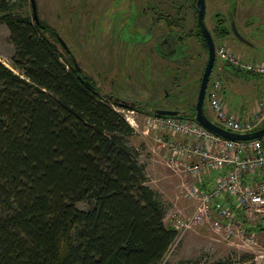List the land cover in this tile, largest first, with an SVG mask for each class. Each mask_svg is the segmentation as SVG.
Segmentation results:
<instances>
[{
  "label": "trees",
  "instance_id": "1",
  "mask_svg": "<svg viewBox=\"0 0 264 264\" xmlns=\"http://www.w3.org/2000/svg\"><path fill=\"white\" fill-rule=\"evenodd\" d=\"M9 1L0 0L14 46L12 67L0 60V264H201L163 262L177 236L169 203L148 184L137 131L116 108L152 107L102 99L57 30ZM192 106L179 117L194 118Z\"/></svg>",
  "mask_w": 264,
  "mask_h": 264
},
{
  "label": "rangeland",
  "instance_id": "2",
  "mask_svg": "<svg viewBox=\"0 0 264 264\" xmlns=\"http://www.w3.org/2000/svg\"><path fill=\"white\" fill-rule=\"evenodd\" d=\"M36 2L40 17L60 32L62 38L74 50L76 59L84 72L89 74L102 90H112L126 100L145 103L148 108L154 106L162 109L185 111L187 110L185 106L195 104L194 99L190 97L193 89L187 90V84L184 83L185 80H189L188 76L183 74V76L176 75L177 77L182 76V80L178 78L177 83L170 79L169 73L163 76L160 72V68L156 65L151 56V44L131 42L127 36L130 29L129 23H125L127 26H124L119 20H112L111 16L110 22L103 29L100 20H94L93 22L90 17H97L100 15L101 0H91L88 5H83L84 0H37ZM14 3H16V6H12L14 11L26 12L30 15L33 14L31 0L9 1L11 5ZM260 3L259 1V5ZM98 4L100 6H98ZM69 7L72 10H68L67 8ZM121 7H126V5L122 4ZM74 8L77 9V15L73 11ZM70 11H72L74 16L70 14ZM79 11L81 13H79ZM213 21L214 20L206 19L208 26H212ZM111 22H116V24L113 25ZM255 24L260 26V29L257 31L261 34L264 31V21H256ZM88 28L94 30L95 35H93L91 31L90 34H88L86 32ZM123 29L124 33H122ZM262 36H264V33ZM102 39H110L108 49L102 47ZM215 40L216 44L220 41L231 44L230 36L221 39L216 38ZM255 40L259 43L262 50L258 51L251 48H244L245 51H242L240 54L237 53L244 61H254L252 63L264 64V37L260 38V40ZM13 53L14 46L10 40V31L5 24H0V60L12 67L11 56ZM219 62H221V60L218 58L217 63ZM167 63L172 68L182 66L177 60L168 59ZM232 71L233 67L231 65L226 67L223 65L218 71H216L215 67L211 79L218 74L221 76L223 88L220 90V95L226 108L231 112L239 113V116L245 122H254L256 120L254 118L257 114L246 117L241 115V111L255 110L259 102L264 99V76L247 75L242 78L234 75L235 73ZM105 77L109 80L110 78L115 79V83L112 84L113 88L109 86L108 82L104 83L103 79ZM154 84L158 89H154L155 87L152 88ZM162 85L167 86L166 90L168 93L165 92L164 94V91H162L160 94L159 89L164 90ZM154 93L156 98L152 99L151 95ZM162 94H164V96ZM184 102L185 106L182 104ZM209 104V100L206 97L204 105L206 112L212 120L217 122L215 113ZM145 111H147V109ZM120 112L124 114L122 111ZM139 112L141 113L135 111L139 120V126H136L138 135L131 140V144L141 148L140 145H136L143 142L139 137L143 134L144 136L148 135L145 136L146 140L152 143L151 136L153 137L154 132L158 129L155 127L153 128L149 124V116L146 113L142 111ZM258 115L263 116L264 113L259 112ZM150 149L151 148H148L142 151L141 160L145 161L147 164V175L148 173L151 177L160 175L162 179L159 181L160 187L150 181H148V184L157 190H160L162 186L165 190L164 199L171 204L173 201L171 200V196L174 193V184L167 183L164 177L170 179H178V177L165 166L166 160H164V156L161 152L157 151L159 153L156 154L157 156L152 155L157 159L158 165L153 166ZM211 174H215V172ZM179 190L180 189H176L175 194ZM78 206L85 208L86 203L80 202ZM179 206L182 207V210L184 208V211H189L190 209L187 203L184 204V201H180ZM257 235L260 245H255L254 250L256 251L264 249V231H257ZM245 253L255 254L250 247L245 246V241L237 238L226 239L222 235L215 234L211 228L201 226L193 231L187 232L178 245L169 251L163 262L176 263L182 259H200L201 264H209L218 259H228L230 262H234V264H239L238 262L241 261L240 259Z\"/></svg>",
  "mask_w": 264,
  "mask_h": 264
},
{
  "label": "built area",
  "instance_id": "3",
  "mask_svg": "<svg viewBox=\"0 0 264 264\" xmlns=\"http://www.w3.org/2000/svg\"><path fill=\"white\" fill-rule=\"evenodd\" d=\"M226 59L244 75L264 76V64L229 55ZM220 90L216 85L208 93L210 106L219 125L233 131H249L264 124V115H258L259 112L264 113V100L255 112L256 120L245 122L238 114L229 113ZM117 109L124 113L125 119L135 129L139 126L135 114L138 110ZM148 116L149 124L158 129L154 140L158 152L166 160L165 166L181 179L180 195L177 197L179 201L175 200L174 205L169 206L166 215V221L177 231L174 247L187 232L205 226L226 239L245 241V246L255 253L251 261L263 263L264 249L256 251L254 248L260 245L257 235L259 230L255 227L264 229V136L251 140H232L211 131L194 118ZM257 169L261 181L255 186L246 185L244 179ZM212 172H219L214 179L215 185L209 190L203 189L198 179ZM225 196L233 200L227 201ZM182 198L189 205V211L179 206ZM247 225H252L254 229L249 230Z\"/></svg>",
  "mask_w": 264,
  "mask_h": 264
},
{
  "label": "flooded vegetation",
  "instance_id": "4",
  "mask_svg": "<svg viewBox=\"0 0 264 264\" xmlns=\"http://www.w3.org/2000/svg\"><path fill=\"white\" fill-rule=\"evenodd\" d=\"M90 1L87 0L86 2L84 0L83 5H88ZM259 1L261 2L260 5ZM199 3L200 0H101L100 15L90 18H92L93 22L94 20H100L103 29L110 22L111 16L112 20H119L124 26H127L129 23L130 29L127 36L131 42L151 44V56L160 68L163 76L169 73L170 79L175 81V83L178 82V78L182 80L183 75L188 76L189 80H185L184 83L187 84V90L193 89L190 97L194 99L196 105L210 54V47L203 26L211 36L216 52V60L210 72L206 88L207 99L209 91L216 85L223 88V81L219 74L211 79L214 68L216 67V71H218L223 65L225 67L231 65L227 61L226 56L240 58L239 54L245 51L244 48L262 50L255 39L260 40V38L264 37L262 36L264 31L259 34L257 30L260 29V26L255 24L256 21H264V0H203V24L200 22L201 11ZM122 4H125L126 7H121ZM31 5L33 11L32 0ZM98 6L100 5L98 4ZM76 8L73 11L77 15ZM67 9L72 10L70 7ZM79 13L81 12L79 11ZM70 14L74 16L72 11H70ZM38 16L40 21L43 20L39 13ZM206 19L214 20L212 26H208ZM111 24L115 25L116 22H111ZM90 31L95 35L94 30H90V28L86 32L90 34ZM122 31L124 33V29ZM57 32L56 35L59 41H61L67 50L72 52L77 66H80L74 50L66 43L58 30ZM227 36L231 37V44L222 41L216 44V38L221 39ZM109 42L110 39H102V47L108 49ZM220 50L221 54H219ZM218 58L221 60L219 63H217ZM168 59L177 60L182 66L172 68L167 63ZM80 68L83 70L81 66ZM232 72L235 73L234 75L242 78L245 76L234 67ZM176 75L182 76L177 77ZM103 80L104 83L108 82L109 86L113 88L112 84L115 83L114 78H110L109 80L105 77ZM154 87L155 84L152 88ZM162 87L164 90L159 89L160 94L162 91H164V94L165 92L168 93L166 90L167 86L162 85ZM99 89L102 93L101 98L104 100H107V96L111 99H124L112 90H102L100 87ZM154 89L158 88L155 87ZM164 94L162 95L164 96ZM105 95L107 96L105 97ZM151 96L152 99L156 98L155 93ZM134 103L137 106L138 104L139 106L142 105L143 110L145 107L147 108V104L145 103L137 101ZM182 104L185 106V102ZM192 108V105L185 106V109H187L185 111ZM152 109L158 108L152 106ZM138 113L141 112L138 110Z\"/></svg>",
  "mask_w": 264,
  "mask_h": 264
},
{
  "label": "water",
  "instance_id": "5",
  "mask_svg": "<svg viewBox=\"0 0 264 264\" xmlns=\"http://www.w3.org/2000/svg\"><path fill=\"white\" fill-rule=\"evenodd\" d=\"M32 4H33L34 17L37 20V22H40L35 0H32ZM203 5H204L203 0H200L199 9L201 11L200 13L201 24H203ZM203 30L208 39V43L210 47V54H209V61L206 67V71H205V74L202 80L199 97L196 103V114L194 116V119H196L199 123H201L208 129H210L211 131L225 138H228V139L251 140V139L263 137L264 136V124L257 126L249 131H233V130L226 129L223 126L219 125L217 122L212 120L207 114L206 109L204 107L205 97H206V88H207V83H208L210 72L212 71V68L216 60V52H215L214 42L211 36L209 35V33L206 31L204 26H203ZM245 76H243V78ZM115 99L124 105H130L131 107L136 106V104L132 101L125 100L122 98H115ZM153 112L154 114H158V115H167V116H174V117H179L181 116V113H182V111L177 110V109L174 110V109H162V108L154 109Z\"/></svg>",
  "mask_w": 264,
  "mask_h": 264
},
{
  "label": "crops",
  "instance_id": "6",
  "mask_svg": "<svg viewBox=\"0 0 264 264\" xmlns=\"http://www.w3.org/2000/svg\"><path fill=\"white\" fill-rule=\"evenodd\" d=\"M252 62H254V61H252ZM263 100L264 99H262L260 102H259V104H258V106H257V108L255 109V110H253V111H248V110H245L244 112L243 111H241V115H244V116H246V117H248V116H253V115H255V112H257V110L259 109V107L262 105V102H263ZM210 105V104H209ZM211 107V106H210ZM212 109V108H211ZM229 110V109H228ZM243 112V113H242ZM229 113H234V114H238V115H240L239 113H237V112H229ZM208 114V113H207ZM210 117V116H209ZM138 135V132L135 134V135H133L132 137H131V140H133L136 136ZM154 135H155V132H154ZM154 135H153V137L151 136V139H152V143H149V142H147V140H146V137L145 136H148V135H145L144 136V134L143 135H141L139 138H141L142 140H143V142H140V144H136V145H140V146H142L143 147V149H142V151H144V150H147L148 148H151L150 149V154H151V161H152V165L153 166H158L157 165V159L156 158H154L152 155H155V156H157L156 154H159L157 151H158V146H157V144H156V142H155V140H154ZM150 140V139H149ZM151 141V140H150ZM152 148H153V150H152ZM228 168H225V170H227ZM222 172H224V171H222ZM166 173V172H165ZM219 172H215V174H203L202 176H201V178L200 179H198V182H199V185L203 188V189H206V190H209L210 188H212L214 185H215V177H216V175L218 174ZM154 175V174H153ZM148 178H149V181L151 182V183H155V185L156 186H159V181L162 179V177L160 178V175H154V177H151L150 176V174L148 173ZM164 179H166V181H167V183H171L172 185L174 184V188H173V191H174V193H173V195L171 196V200H173L172 202H171V204L169 205L170 207H172L174 204L173 203H175V200H178L177 199V197L180 195V190L175 194V192H176V189H179L180 188V183H181V179H170V178H168V177H164ZM244 181H245V183H246V185H249V186H255L257 183H259L260 181H261V176H260V172H259V170L257 169V170H255L251 175H250V177H248V178H246V179H244ZM160 187V186H159ZM156 189V188H155ZM161 190V191H160ZM160 192L163 194V196H165V190H164V188H162V186H161V188H160ZM225 199L227 200V201H232L233 200V198L232 197H230V196H225ZM179 201V200H178ZM182 201H184V199L182 198ZM184 204H185V201H184ZM247 228L249 229V230H251V229H254V227L252 226V225H247ZM255 228H257L258 230H259V232H263L264 231V229L263 228H259V227H255ZM260 230H262V231H260Z\"/></svg>",
  "mask_w": 264,
  "mask_h": 264
}]
</instances>
